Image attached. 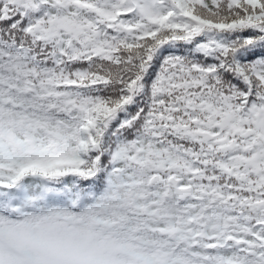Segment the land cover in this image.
Masks as SVG:
<instances>
[{"label":"snow or ice","instance_id":"1","mask_svg":"<svg viewBox=\"0 0 264 264\" xmlns=\"http://www.w3.org/2000/svg\"><path fill=\"white\" fill-rule=\"evenodd\" d=\"M0 264H264V0H0Z\"/></svg>","mask_w":264,"mask_h":264}]
</instances>
